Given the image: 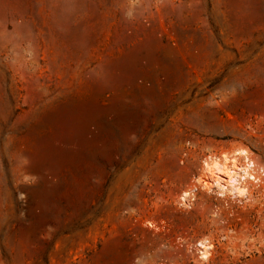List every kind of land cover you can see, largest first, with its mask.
<instances>
[{
    "label": "rangeland",
    "instance_id": "374dc122",
    "mask_svg": "<svg viewBox=\"0 0 264 264\" xmlns=\"http://www.w3.org/2000/svg\"><path fill=\"white\" fill-rule=\"evenodd\" d=\"M240 148L264 170V0H0V264H264V178L196 185Z\"/></svg>",
    "mask_w": 264,
    "mask_h": 264
},
{
    "label": "bare ground",
    "instance_id": "6f19581e",
    "mask_svg": "<svg viewBox=\"0 0 264 264\" xmlns=\"http://www.w3.org/2000/svg\"><path fill=\"white\" fill-rule=\"evenodd\" d=\"M202 173L196 179V185L211 190L217 189L220 196L232 195L236 198H252L250 190L251 182H262L264 170L252 157L248 150L240 148L232 153H224L220 156H211L203 161ZM196 188L183 192L180 197L182 206H187L194 197ZM150 227H155L149 222ZM198 249L203 261L213 257V246L210 241L204 239L198 242Z\"/></svg>",
    "mask_w": 264,
    "mask_h": 264
}]
</instances>
